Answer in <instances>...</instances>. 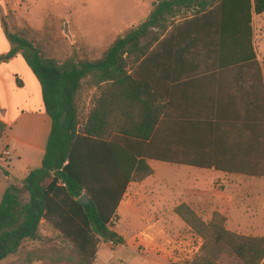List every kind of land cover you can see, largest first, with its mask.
Segmentation results:
<instances>
[{"label": "trees", "instance_id": "obj_1", "mask_svg": "<svg viewBox=\"0 0 264 264\" xmlns=\"http://www.w3.org/2000/svg\"><path fill=\"white\" fill-rule=\"evenodd\" d=\"M252 13H264V0H157L145 21L116 38L100 58L62 63L46 58L28 31L19 35L7 29L12 48L0 56V64L21 57L40 84L51 126L40 168L9 183L0 202V264L21 255L26 243L41 248L27 252L23 264H94L102 242L123 245L109 223L128 185L153 175L150 160L264 178V132L256 144L249 136L228 143L226 126L218 121L202 128L205 134L194 145L196 158L166 157L168 148L160 144L166 108L153 79L159 66H150L161 48L174 41L178 24L212 25L218 48L230 37L242 47L251 38ZM84 86L97 92L85 118L80 110ZM6 131L0 120V140ZM256 147L261 149L256 159L225 157L228 151ZM82 195L89 204L79 202ZM174 213L202 241L186 264L263 263L264 237L230 232L217 212L204 221L180 204ZM42 223L64 245L43 236Z\"/></svg>", "mask_w": 264, "mask_h": 264}, {"label": "crops", "instance_id": "obj_2", "mask_svg": "<svg viewBox=\"0 0 264 264\" xmlns=\"http://www.w3.org/2000/svg\"><path fill=\"white\" fill-rule=\"evenodd\" d=\"M7 15V0H0V56L12 48L6 33ZM213 29L212 25L178 24L174 41L166 45V48L162 47L160 56L150 64L152 69L159 66L157 72L153 71L156 73L153 79L164 96L166 116L163 126L170 136L167 143L173 142L179 147L181 142L185 146L190 145L193 150L195 143L205 134L202 128H206L205 124L212 125L214 121L226 126L228 143H238L248 136L251 143L262 142L264 73L258 69L259 57L254 38L264 31V13H252L251 38L245 39L242 47L230 37L225 47L218 48L213 42L216 41L214 34H211ZM22 75L36 81L37 87L32 92L40 96L41 106L33 110L21 108L17 118L12 121L3 120L9 135L5 133L0 140L1 150L7 147L11 156L17 159L0 158V202L9 183H19L31 170L40 168L50 133L51 124L43 110L41 87L30 68L20 56L0 64V85L11 79L15 84L19 80L20 85L16 86L24 88ZM32 96L30 94L21 103L33 102ZM164 141L165 134L160 144L163 145ZM242 150L247 154V150ZM238 153H241L243 159L252 157L244 156L241 149L228 151L225 157L238 158ZM186 155L196 158L194 151ZM154 162H148L153 169L152 176L141 183L128 185L116 217L118 222L120 219L130 220L143 225V228L133 232L134 237L144 236L142 241L145 248L142 252L138 250L140 253L157 256L160 264H186L185 261H191L198 252V237L174 213L177 205L167 210L165 201L154 195L152 190L156 184V188L165 184L154 168ZM168 165L179 171V185H175L172 190L175 194L173 196L179 197V205L186 204L195 212L201 208L206 210L204 221H209L214 212L223 215L230 232L247 237H264V207L258 204L264 187L252 185L258 178L193 166ZM169 170L167 168V172ZM208 180L224 182L226 199L223 204L211 196V191L205 190ZM148 184L153 188L148 189ZM155 228L160 232L155 233ZM114 231L122 237L123 231L116 228Z\"/></svg>", "mask_w": 264, "mask_h": 264}, {"label": "rangeland", "instance_id": "obj_3", "mask_svg": "<svg viewBox=\"0 0 264 264\" xmlns=\"http://www.w3.org/2000/svg\"><path fill=\"white\" fill-rule=\"evenodd\" d=\"M157 0H7L8 15L6 16L5 25L11 32L21 35L23 31H28V39L34 44L40 45L46 58L52 59L56 63H62L69 58L95 60L101 57L103 52L114 42V40L122 36L125 32L140 25L149 16L153 9V4ZM15 9V10H13ZM16 11V12H14ZM255 47L259 57L258 69L264 73V31L255 36ZM24 74V73H23ZM24 79V88H18L19 80H5L0 85V120H14L20 114V109L33 110L41 106V98L36 92H32L37 87L36 81L27 75H22ZM33 94V102L22 104V100H26ZM97 94L95 89L84 86L81 92V115L85 118L92 106L91 99ZM4 122V121H3ZM5 123V122H4ZM162 135L165 134V143L162 146L168 148L166 157L172 159H193L186 157L194 151L190 145L185 146L179 142V147L173 142L167 143L170 136L166 134L163 126ZM9 135L8 131L6 132ZM167 139V140H166ZM167 143V144H166ZM1 148V142H0ZM241 152L250 159L261 156L258 148L247 151V154ZM241 158V153H238ZM11 160H16L15 157ZM9 157V158H10ZM153 166L160 174L163 180L160 188L156 184L153 191L157 198L163 199L169 210L172 205H179V197L173 196L172 190L174 186L179 185V171L168 165L167 163L154 162ZM170 167V168H169ZM167 168L170 169L167 172ZM208 185L205 190L211 191V196L221 204L226 199L225 185L222 180L207 181ZM206 184V183H204ZM258 188L264 187V178L253 182ZM148 189L153 188L151 184L146 186ZM156 190V191H155ZM204 190V191H205ZM214 191V192H213ZM160 192V197H159ZM261 199L258 200L260 207H264V192L260 193ZM241 195H239L240 197ZM176 198V199H175ZM257 204V205H258ZM197 213L202 218L207 214L204 209H197ZM112 229L123 231V245L117 246H101L99 245L98 257L94 264H160V259L155 255L142 254L140 252L145 248L142 239L134 237L133 232L143 225L140 223H132L130 220H119L117 225H112ZM156 229V228H155ZM227 229V228H226ZM40 231L43 236L51 239L55 245L61 244L58 240V234L44 223L41 224ZM155 233L160 232L157 228ZM157 235V234H156ZM198 237V236H197ZM150 241V240H149ZM197 243L202 244L198 237ZM153 242V241H152ZM155 242V241H154ZM153 242V243H154ZM199 246V248H200ZM41 248L38 243H26L21 255L14 256L1 264H23L22 258L27 252ZM140 252H139V251ZM199 250V249H198ZM35 255H31L33 259ZM194 257V256H193ZM192 257V259H193ZM191 259V260H192ZM184 263V262H183ZM185 263H187L185 261ZM30 264H40L37 261H31Z\"/></svg>", "mask_w": 264, "mask_h": 264}, {"label": "built area", "instance_id": "obj_4", "mask_svg": "<svg viewBox=\"0 0 264 264\" xmlns=\"http://www.w3.org/2000/svg\"><path fill=\"white\" fill-rule=\"evenodd\" d=\"M11 154H12L11 151L7 147H4L0 151V158L2 160H6L11 156ZM117 223H118L117 217H112L109 224L112 226V225H117ZM101 245H107V246H112V247L115 246L112 242H108V243L102 242Z\"/></svg>", "mask_w": 264, "mask_h": 264}, {"label": "water", "instance_id": "obj_5", "mask_svg": "<svg viewBox=\"0 0 264 264\" xmlns=\"http://www.w3.org/2000/svg\"><path fill=\"white\" fill-rule=\"evenodd\" d=\"M79 202L82 203V204H89V198L86 196V195H82L80 198H79Z\"/></svg>", "mask_w": 264, "mask_h": 264}]
</instances>
